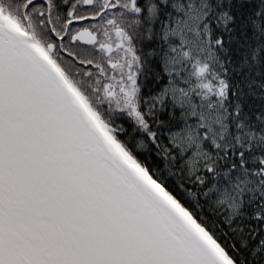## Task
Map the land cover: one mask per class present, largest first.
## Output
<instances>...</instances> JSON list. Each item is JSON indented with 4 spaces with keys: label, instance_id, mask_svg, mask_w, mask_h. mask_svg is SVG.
<instances>
[{
    "label": "trees",
    "instance_id": "obj_1",
    "mask_svg": "<svg viewBox=\"0 0 264 264\" xmlns=\"http://www.w3.org/2000/svg\"><path fill=\"white\" fill-rule=\"evenodd\" d=\"M117 1L0 0V15L40 41L71 13L111 25L56 68L232 264H264V0Z\"/></svg>",
    "mask_w": 264,
    "mask_h": 264
},
{
    "label": "water",
    "instance_id": "obj_2",
    "mask_svg": "<svg viewBox=\"0 0 264 264\" xmlns=\"http://www.w3.org/2000/svg\"><path fill=\"white\" fill-rule=\"evenodd\" d=\"M92 118L0 15V264H225Z\"/></svg>",
    "mask_w": 264,
    "mask_h": 264
},
{
    "label": "flooded vegetation",
    "instance_id": "obj_3",
    "mask_svg": "<svg viewBox=\"0 0 264 264\" xmlns=\"http://www.w3.org/2000/svg\"><path fill=\"white\" fill-rule=\"evenodd\" d=\"M132 1L133 0H131L130 2L131 7H132ZM136 1L137 0H135V4ZM121 3L122 5H120ZM84 4L85 5L89 4L91 6L101 7V8L102 7L105 8L109 4V7L111 9L120 8L121 10L126 9L127 6L126 3L119 2L117 0H84ZM42 16L43 14L41 13V17ZM98 19L99 18L97 16H86V17L78 18L75 17L74 15L72 16L69 15L66 18H64V20L60 21L59 24H56V26L50 24L48 25V28L44 29L45 31L47 30L51 31L52 36L50 40L43 39V41H40L36 39L34 30L31 26L26 28V32L32 36L33 43L36 46H39L43 51H45L49 56V60L55 65V54L57 52L61 54H66L71 49V46H74L77 49H87L88 47L89 48L94 47L83 44L78 40L73 41V38L78 33L87 30L93 34H96L99 41L98 31L106 28L110 29L111 25L99 23Z\"/></svg>",
    "mask_w": 264,
    "mask_h": 264
},
{
    "label": "bare ground",
    "instance_id": "obj_4",
    "mask_svg": "<svg viewBox=\"0 0 264 264\" xmlns=\"http://www.w3.org/2000/svg\"><path fill=\"white\" fill-rule=\"evenodd\" d=\"M92 121V124L96 126V123ZM109 147L112 151L120 157L130 168L144 180L146 184H148L157 194H159L164 200H166L169 204H171L178 213L183 217L185 222L188 224L190 229L196 233L204 242H206L210 248L214 251V253L225 263L232 264L227 256L223 253V251L218 247V245L210 238V236L200 228L196 222L191 218V216L185 212L178 204H176L165 192L162 188H160L156 183H154L151 178L147 175V173L142 170L128 155H123L120 153L118 148H115L111 142H108Z\"/></svg>",
    "mask_w": 264,
    "mask_h": 264
},
{
    "label": "rangeland",
    "instance_id": "obj_5",
    "mask_svg": "<svg viewBox=\"0 0 264 264\" xmlns=\"http://www.w3.org/2000/svg\"><path fill=\"white\" fill-rule=\"evenodd\" d=\"M34 46L38 49V51H40V53L42 54V55H44L48 60H49V56H48V54L45 52V51H43L39 46H36L35 44H34ZM41 49V50H40ZM50 61V60H49ZM93 119V118H92ZM93 121L96 123V125L104 132V134H105V137H106V139H107V141L108 142H111L113 145H114V147L115 148H118L119 150H120V153H122L123 155L125 154L124 153V151L122 150V148L115 142V140L113 139V137L106 131V129L104 128V126L103 125H101L100 123H99V121L98 120H96L95 118L93 119ZM126 155V154H125Z\"/></svg>",
    "mask_w": 264,
    "mask_h": 264
}]
</instances>
